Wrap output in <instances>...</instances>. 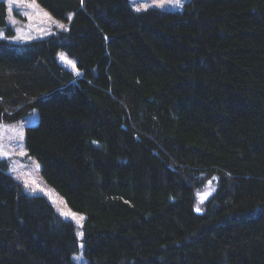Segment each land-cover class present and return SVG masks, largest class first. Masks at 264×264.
Masks as SVG:
<instances>
[{
	"label": "trees",
	"instance_id": "trees-1",
	"mask_svg": "<svg viewBox=\"0 0 264 264\" xmlns=\"http://www.w3.org/2000/svg\"><path fill=\"white\" fill-rule=\"evenodd\" d=\"M37 1L70 30L0 40V123L38 111L26 148L86 264H264V0ZM76 230L0 161V264H75Z\"/></svg>",
	"mask_w": 264,
	"mask_h": 264
},
{
	"label": "rangeland",
	"instance_id": "rangeland-1",
	"mask_svg": "<svg viewBox=\"0 0 264 264\" xmlns=\"http://www.w3.org/2000/svg\"><path fill=\"white\" fill-rule=\"evenodd\" d=\"M7 8V25L0 28V40L10 44H31L61 32L70 30L73 14L68 15L67 21L54 18L37 0H0ZM188 0H129L130 7L135 12L158 9L166 12H182ZM11 29V33L7 30ZM58 63L71 71L76 77L82 76L77 68V61L65 51L57 55ZM39 121V113L33 110L15 123H0V161L7 160L9 173L19 181L27 194L46 198L54 209L76 227V235L80 241V250L72 256L75 264H86L83 251V226L86 216L72 210L53 187L45 182L41 174V164L29 155L25 144V132L28 127ZM215 191L209 185L206 192L199 195V203ZM199 209V210H198ZM200 212V207L196 208Z\"/></svg>",
	"mask_w": 264,
	"mask_h": 264
},
{
	"label": "snow or ice",
	"instance_id": "snow-or-ice-1",
	"mask_svg": "<svg viewBox=\"0 0 264 264\" xmlns=\"http://www.w3.org/2000/svg\"><path fill=\"white\" fill-rule=\"evenodd\" d=\"M199 210V209H198Z\"/></svg>",
	"mask_w": 264,
	"mask_h": 264
}]
</instances>
